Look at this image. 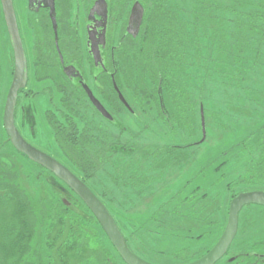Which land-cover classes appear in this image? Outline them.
I'll use <instances>...</instances> for the list:
<instances>
[{
    "label": "trees",
    "instance_id": "trees-1",
    "mask_svg": "<svg viewBox=\"0 0 264 264\" xmlns=\"http://www.w3.org/2000/svg\"><path fill=\"white\" fill-rule=\"evenodd\" d=\"M138 1L144 7L140 34L135 40H123L113 66L119 89L123 95L124 91L130 95V100L124 96L130 106L135 104L138 109H143L155 105L158 108L165 139L174 135L176 139L179 133L189 135L192 132L190 112L193 95L199 90L200 95L197 93V96L202 101L205 94H211V91L205 93L209 79L216 80L213 84L228 99L241 98L244 102H235L240 108L235 112L234 118L240 117L236 123L248 119L244 116L246 113L251 115L249 108L253 106L262 113L263 107L253 95L259 96V93L252 87L251 81L253 83V78L259 76L260 82L264 77V0H248L251 9L246 10L237 5L240 4L239 0L231 3H221L220 0ZM124 2L127 0H110L113 5ZM106 100L115 107L110 95ZM229 104L232 105L231 102ZM245 105L249 106L246 108ZM200 108L203 109L202 105ZM133 111L136 110L133 108ZM67 117L68 128L58 119L56 125L59 126L55 125L54 129L57 141L67 156L75 160L70 164L73 169L63 161L58 162L82 180L109 210L107 202L95 193L93 186L100 185L105 189L108 188L107 184H113L117 187L118 182H122L117 179L118 164L121 161L127 163L126 160L129 162L128 158L139 149L134 150L116 142L112 144L114 137L109 138L99 128L94 130L86 118L78 119L86 122V126L80 129L74 116ZM257 124L253 128L259 126ZM259 132H262V138L255 144L258 156L252 160L244 181L250 190L264 191V124L249 131L240 142V148L243 151L248 149L247 143ZM184 141L169 143L164 147L159 145L151 152L152 155L139 153L143 161L152 157L154 165L148 170L162 173L173 163L185 160L190 154L187 149L198 144L189 137ZM177 152L181 157L176 155ZM1 162H5L7 167L0 164V264H125L92 212L62 181L54 176L78 200L74 203L62 197L54 203L41 198V211L37 213L13 175L14 165L2 154ZM37 167L46 172L39 165ZM122 175L126 176V172H122ZM136 175L132 170L127 178L133 180L132 177ZM194 199L191 197L182 203L190 204ZM80 205L87 209V213L80 209ZM176 206L169 212L161 208L162 211L158 210L150 217V227L142 226L136 231L160 238L159 235L166 236L164 228L169 231L173 228L170 235L176 238V231L183 229L185 221L205 223L200 216L198 219L190 218V211L179 212ZM208 223L207 226H210L211 222ZM100 233L106 237L108 245L99 241ZM38 236L39 240L36 239ZM199 238L195 235L192 239ZM184 251L179 252L184 256ZM192 262L183 257L181 264ZM243 264H264V254L254 252L244 256Z\"/></svg>",
    "mask_w": 264,
    "mask_h": 264
},
{
    "label": "rangeland",
    "instance_id": "rangeland-1",
    "mask_svg": "<svg viewBox=\"0 0 264 264\" xmlns=\"http://www.w3.org/2000/svg\"><path fill=\"white\" fill-rule=\"evenodd\" d=\"M232 1L220 0L221 3H231ZM247 1L239 0L240 4L237 5L241 9H251L250 1L248 4ZM13 2L15 3L16 15L26 44V51L31 61L30 58L34 54L36 42L38 43L42 34L35 30L37 28L34 25L35 17L30 16L27 1L14 0ZM134 2L139 1L127 0V2H124L126 6L123 7L122 11L125 17L128 14L126 11L130 9ZM81 13L83 14V11ZM29 18H31V21ZM124 22L125 18L122 16V19L118 22V28L125 32L126 25ZM13 73L14 55L0 2V156L1 154L5 155L14 165L15 173L13 175L17 177L20 188L26 192L35 212L39 213L41 211V198H47L48 201L51 200L56 203L59 198L65 197L68 201L71 200L75 203L78 199L67 187L58 183L59 181L54 179V176L49 174L50 172L47 174L11 146L10 139L4 130L3 117ZM253 80L251 85L259 93V96L257 94L253 95L259 99V104L263 107L262 113L261 110L259 111L253 106L249 108L252 111L251 115L246 113V116H244L249 118L236 123L240 117L234 118L235 112L240 108H237L238 103L235 102L241 101L243 104L244 102L241 98L239 100L236 98L228 99L219 87L213 84V81L216 80L209 79L205 93L211 91V94H205L202 101L197 96V93L200 95L199 90H196L193 95V108L190 112V115H192V132L189 135L185 132L179 133L176 139L175 135L165 139V130L160 125L162 117L155 105L138 109L133 104L132 108L136 110L134 111L135 114L130 110L131 113L128 112L123 107V110L116 116L120 121L117 125L98 119L91 109L89 110V108L81 105L75 104V110L73 111L78 117L71 111L67 113L77 120L86 118L92 124L91 127L94 130L101 129L109 138L114 137L112 144L114 142L125 144L128 148L139 149L142 154H151L159 145L164 147L169 143L176 144L177 141L185 142L184 140L187 137L195 144L201 143L191 147L192 149H187L190 154H187L185 160L173 163L162 173L148 170L154 165L152 157L150 156L148 160L145 158L146 161H143L142 154L136 151L130 158L127 155V158L130 159L129 162L126 160L127 163L121 161L118 164L120 167H118L119 177L117 179L122 181L118 182L120 186L115 187L113 184H107L106 182L104 183L108 185V188L105 189L100 185L93 186L95 193L107 202L114 220L118 222L128 239V245L130 244L131 249L141 259L153 264H181L183 257H186L190 262L202 258L216 245L222 236L227 224L232 199L243 192L257 191L250 190V186H247L244 180L252 160L258 156L255 144L258 139L262 138V132H259L253 140L247 143L248 149L243 151L240 148L242 144L240 142L246 138L248 132L264 124V77L260 79V82L259 76L253 78ZM42 86L36 83L27 91L29 95L19 96L15 117L16 127L25 133L24 136L27 139L35 141L38 146L49 151L73 169L70 164L75 160L67 156L64 148L57 141L58 137L55 130L50 131L44 123L43 111L47 108L45 97L48 99L49 95L45 97L46 94L43 96L38 95L42 94L39 93L42 91ZM22 91L26 92V90ZM124 96L130 100V95L126 91H124ZM52 98L54 100L59 99L55 92ZM201 105L207 133L203 142H201L203 137L200 118ZM247 106L249 105H245L246 108ZM25 109L28 111V117H26L27 121L24 122ZM50 114L59 118L56 111L50 112ZM28 120L35 127V138H32L28 130H25L26 125L30 123ZM256 123H259L257 124L259 126L253 128ZM78 124L80 129L86 126V122H80V120H78ZM85 137L86 135L83 136V138ZM69 151L73 152L71 149ZM69 151L67 150L68 153ZM176 155L181 157L179 152ZM0 164H3L2 166L5 168L7 167L5 162ZM129 168L137 174L136 177H132L133 180L127 178L130 171H132ZM122 172H126V176L123 177ZM135 182L136 185L134 186ZM191 197H195V199L190 204L182 203L184 200L187 202V199ZM133 204L135 205L133 206ZM176 205L179 212L190 211L188 212L190 218L198 219L200 216L205 223L185 221L184 230L179 228L176 231V238L170 235L174 231L173 228H170V231L164 228L166 236L161 233L160 238H154L152 235L147 236L146 232L144 233L141 230L136 231L137 228L142 226L150 227V217L158 210L162 211L161 208H165L169 212ZM79 207L87 213V209L83 205ZM5 209L7 211V208ZM208 222H211L210 226H207ZM195 235L201 238L192 239ZM100 236L99 241L108 245L106 237L101 233ZM36 239L39 240L40 237L38 236ZM182 250H185L184 256L179 252ZM254 252L264 254V208L258 206H251L242 210L239 216V228L236 238L229 252L217 264H243L244 256H249Z\"/></svg>",
    "mask_w": 264,
    "mask_h": 264
},
{
    "label": "flooded vegetation",
    "instance_id": "flooded-vegetation-1",
    "mask_svg": "<svg viewBox=\"0 0 264 264\" xmlns=\"http://www.w3.org/2000/svg\"><path fill=\"white\" fill-rule=\"evenodd\" d=\"M26 1L30 16L35 17L34 25L38 28V30L37 28L35 30L40 32L42 36H40L38 43L36 42L34 54L30 58V61L16 15L27 58V83L23 89L26 92L21 90L22 92H20L23 94L20 93L21 95L19 96L29 95L27 91L36 83L43 85L42 91L39 92L42 94L38 95L43 96L46 94L44 97L49 95L48 99L45 97L47 108L43 111V120L52 132L55 130L54 127L58 119L62 124H65L66 128L69 127L67 116L72 115L67 113L69 111L73 113L75 104L87 107L89 110L91 109L94 116L104 122L113 125L119 124L120 121L116 116L123 110V107L128 112L130 111L120 101L118 93L115 90L114 84H116L118 89L119 87L116 81V70L113 65L116 63L123 40H135L140 34L139 31L138 35L134 37L128 32L131 12L137 2H134L130 9L126 11L128 16L126 15L125 17L122 9L126 4L118 3L113 5L110 3V0H106L107 12H105L103 7H96L94 9L98 0ZM81 11H83V14ZM122 16L125 18V32L124 30L121 31V28L120 30L118 28V22L122 19ZM29 19L31 21V18ZM54 20L57 27L56 32L54 30ZM130 30L131 32L133 31L132 29ZM86 87L112 116L113 121L103 117L93 106L85 90ZM108 89L111 90L109 95L113 98L115 107L107 103L106 98L109 96L107 95ZM54 92L59 99L54 100L52 98ZM130 108L131 112L135 114L132 106ZM55 111L59 118L50 114V112ZM27 113L28 111L25 109L24 122L27 121ZM29 122L25 130H28L31 137L35 138V127L31 124V121ZM56 126H59V124ZM19 132L27 143L48 154L55 160L61 161L49 151L38 146L35 141L27 139L24 136L25 133L21 130ZM46 172L49 171L46 170Z\"/></svg>",
    "mask_w": 264,
    "mask_h": 264
},
{
    "label": "water",
    "instance_id": "water-1",
    "mask_svg": "<svg viewBox=\"0 0 264 264\" xmlns=\"http://www.w3.org/2000/svg\"><path fill=\"white\" fill-rule=\"evenodd\" d=\"M0 2L14 55L13 79L6 98L3 117L4 130L9 137L12 146L18 152L26 156L30 161L52 173L86 205V207L97 219L110 243L125 264H153L141 259L134 253L128 245L110 211L82 180H80L60 162L27 143L17 129L15 124V111L19 92L26 87L27 83V58L19 31L13 0H0ZM96 7H103L105 12H107L106 0H98L94 9ZM143 17L144 7L141 3L137 2L132 9L128 28V32L134 37H136L140 31L143 23ZM53 23L54 30L56 32L57 27L55 20ZM130 29L133 31L131 32ZM114 87L118 93L120 101L128 110L132 111L130 105L117 88L116 84H114ZM85 90L88 93L93 106L98 110V112L103 117L113 121L112 116L94 97L92 92L87 87ZM201 123L203 136L201 142H203L206 139V123L203 109H201ZM64 203L68 206L66 201H64ZM248 206L264 207V191L243 192L235 196L230 202L229 215L225 230L216 245L205 256L189 264H217V262L222 260L228 253V250L238 233L239 214L243 208Z\"/></svg>",
    "mask_w": 264,
    "mask_h": 264
}]
</instances>
